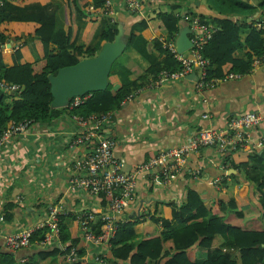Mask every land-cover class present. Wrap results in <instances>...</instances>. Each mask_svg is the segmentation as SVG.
<instances>
[{
	"label": "crops",
	"instance_id": "1",
	"mask_svg": "<svg viewBox=\"0 0 264 264\" xmlns=\"http://www.w3.org/2000/svg\"><path fill=\"white\" fill-rule=\"evenodd\" d=\"M248 1L252 4L257 2ZM64 2L65 0L10 2L9 11L12 14L30 16V19L7 21L0 25V30L7 36L5 42L0 43L5 66L14 64L16 49L20 52L19 63L33 62L38 58L30 36L38 27V18L45 11L54 12L56 23L55 41L51 40L50 47L57 51L58 45H65L67 24L63 16ZM161 2L162 0H141L140 11L132 12L126 7L125 0H111V14L105 9V5L102 8L88 5L87 18L77 20L80 31L76 44L86 41L94 24L89 42L91 45L96 42L104 24V11L117 27L115 39L102 42L100 48L107 56L109 71L115 61L123 57L124 63L119 65L120 71L115 64L113 73L107 79L114 88L121 85L122 72L127 70V78L136 79L148 66L163 58L152 40L158 38L163 46L165 40L175 44L177 35L173 40L162 39L158 28L154 26L157 21L151 22ZM179 5L182 17L186 9H191L198 15H218L207 7L204 0L180 1ZM259 16L260 10L247 20H256ZM141 19L148 24L147 29L142 32L144 39L140 37V32L133 30L137 36L129 44L131 28ZM185 24L188 25L183 19L181 27ZM241 35L243 38L245 32ZM228 67L229 64H226L224 69L227 70ZM154 80L152 76L149 77L146 83L134 91L133 97L113 112L105 128V133L116 140L114 155L125 159L126 170H131L161 149L184 143L200 128H224L231 117L246 111L264 113V62L254 64L247 74L214 81L202 90L196 89L194 76L163 80L160 84H154ZM63 107H53L59 110L57 114L49 120L33 122L28 130L13 135L0 147V264H61L62 257L59 254L43 253L55 246L63 249L69 241L64 244L49 241L46 246L32 243L12 251L5 246L4 236L36 227L47 218L49 208L53 206H59L64 212L63 223L67 226L72 225L84 213L100 214L105 209L98 196L85 189L69 188L73 175L72 165L88 151V147L71 144L78 124L68 110H62ZM249 133L252 143L258 139L264 142V121L251 128ZM256 150L262 151L264 147L250 145L238 151L226 152H221L216 146L203 147L187 156L175 177L168 182L158 172L138 178L135 198L123 210L125 220H134L148 214L153 210L155 202L180 204L185 200L188 189L196 190L207 206H211L216 198L224 201L233 199L237 209L245 217H260L263 207L257 183L247 180L236 167L246 162L248 156ZM7 202L15 205L10 221L1 219ZM230 222L243 226V219L239 217ZM150 225L149 221L135 225V241L147 234ZM160 231L159 225L158 232ZM79 236V246L84 250L85 261H91L97 253L110 256L107 244L90 243L81 234ZM223 242V237L216 235L212 246L217 247ZM191 248L196 251L199 259L206 257L208 250L198 243ZM164 249L174 251L171 240L164 242ZM148 264H164V260Z\"/></svg>",
	"mask_w": 264,
	"mask_h": 264
},
{
	"label": "trees",
	"instance_id": "2",
	"mask_svg": "<svg viewBox=\"0 0 264 264\" xmlns=\"http://www.w3.org/2000/svg\"><path fill=\"white\" fill-rule=\"evenodd\" d=\"M11 1L2 0L0 5V25L7 21H27L30 16H16L9 11ZM166 3H162L165 2ZM162 0L158 11L155 12L152 23L158 28L162 39L173 40L177 35L183 17L179 12V2L186 0ZM207 7L215 11L216 16H204L195 14L191 9H186L185 15L192 17L198 15L203 22L211 23L216 27L212 37L202 46L201 55L209 60L206 79L223 78L227 73L240 75L249 73L254 61L264 54V37L262 31L254 27L255 20H247L255 12H264V0H257L256 4L248 0H204ZM102 8L104 0H65L63 16L67 24L64 38L65 45H58L55 51L50 47L51 40L55 41L56 23L54 12H43L38 18V27L31 34L38 58L33 62L19 63L20 52L14 51V64L5 66L2 61L0 49V80L16 83L22 86L18 94H8L0 89V132L9 121L19 122L30 119L33 122L49 120L59 110L51 106L52 93L50 90V75L68 65L77 63L81 58L94 57L101 48L102 42H111L118 33L117 27L111 21L110 16L103 14L104 24L98 33L96 42H89L93 25L84 43L76 44L80 27L79 19L87 18V6ZM106 9V8H105ZM45 10V7H44ZM148 27L147 21L141 19L133 24L129 33L128 42L131 44L136 34L133 30L142 32ZM242 32L245 36L242 38ZM7 36L0 30V43H4ZM154 46L163 58L145 69V72L136 79L127 78V70L121 73V85L114 88L108 82L103 89L87 93L85 101L69 110L70 114L88 117L94 113H102L120 108L121 101L132 94L152 76L156 78L158 73L165 69L176 71L180 69V63L176 60L168 48L164 47L157 39L152 40ZM58 43V42H56ZM61 42H59L60 44ZM229 64L227 70L224 66ZM115 64L110 70L113 73ZM61 110V111H62ZM264 150H256L248 156V160L236 167L243 172L247 180L257 183V190L261 194L263 212L260 217H245L243 212L237 209L233 199L224 201L216 198L211 206L204 204L200 194L194 189H188L185 200L180 204L155 202L154 208L148 214L134 220H123L116 223L114 234L109 238L110 256H103L105 264H148L154 261L164 264H264ZM102 203L105 205L104 200ZM15 205L7 202L3 208L1 219L10 221L12 209ZM87 220L88 227L97 235L101 232L103 221L99 214L91 213ZM147 215V216H146ZM242 218L243 226H236L230 221L233 218ZM65 215H59L60 243L64 248L55 246L43 254H59L61 264H87L84 260L69 261L68 254L72 248L77 255L83 256L84 250L79 246L80 227L75 220L72 225L63 223ZM75 217H73L74 219ZM149 221L151 228L147 234L135 241L137 233L135 225L139 222ZM161 231L158 232V227ZM255 227V228H252ZM47 227L36 228L30 237V243H36L43 239ZM216 235H221L224 242L213 247ZM171 240L174 251L164 249V242ZM198 243L208 250L204 259H199L196 251L191 248ZM103 255V254H100Z\"/></svg>",
	"mask_w": 264,
	"mask_h": 264
},
{
	"label": "built area",
	"instance_id": "3",
	"mask_svg": "<svg viewBox=\"0 0 264 264\" xmlns=\"http://www.w3.org/2000/svg\"><path fill=\"white\" fill-rule=\"evenodd\" d=\"M2 0H0V5ZM106 10L111 14V0H104ZM126 7L132 12H139L141 0H125ZM190 28L189 39L191 46L185 52H177L173 41L165 40L164 47L168 48L176 60L180 63V69L176 71L161 70L154 80V84H160L163 80H175L195 72V87L202 90L210 86L214 81L223 78L235 77L237 73H227L223 78L206 79L209 60L204 58L200 50L212 37L216 27L211 23L201 20L198 15L188 17L184 15ZM254 27L262 31L264 37V12L254 22ZM264 62V54L254 61V64ZM0 89L8 94H18L22 86L16 83L0 80ZM75 96L65 105L69 110L82 104L87 98ZM133 97V94L125 97L121 103L124 105ZM109 110L102 113H94L88 117L71 114L72 119L78 124V129L71 140L73 146H87L88 151L73 163V175L70 179L69 188L85 189L91 194L104 200V211L99 214L103 226L99 234H95L87 225V220L92 217L91 213H84L77 219L82 238L90 243H105L114 234L116 223L125 220L123 210L134 200L137 189V179L147 174L158 172L165 182L172 180L187 156L203 147L216 146L221 152L238 151L246 147H264V142L258 139L251 142L249 130L264 121V113L246 111L229 119L224 128H200L191 138L182 144L164 148L147 160L126 170L125 159L114 155L116 140L105 133L107 123L111 120L113 112ZM33 123L30 119L19 122L9 121L0 132V147L3 146L13 135L23 133ZM156 170V171H155ZM196 176V175H195ZM64 212L59 206L49 208L47 218L34 228H26L19 232L9 233L4 236L5 246L12 251H17L30 245V237L33 231L39 227H47L42 240L38 242L45 245L49 241L59 242V215ZM69 244V242H67ZM104 255L94 254L87 264H105ZM69 261L84 260L78 256L72 248L68 254ZM85 261V260H84Z\"/></svg>",
	"mask_w": 264,
	"mask_h": 264
},
{
	"label": "water",
	"instance_id": "4",
	"mask_svg": "<svg viewBox=\"0 0 264 264\" xmlns=\"http://www.w3.org/2000/svg\"><path fill=\"white\" fill-rule=\"evenodd\" d=\"M190 31L187 24L179 29L175 38L177 52H185L191 46L188 36ZM107 64V56L103 50H100L94 57L64 66L55 75H50L51 106L65 107L68 101L75 96H83L91 91L105 88L110 72ZM188 76L196 77V74L191 72Z\"/></svg>",
	"mask_w": 264,
	"mask_h": 264
},
{
	"label": "rangeland",
	"instance_id": "5",
	"mask_svg": "<svg viewBox=\"0 0 264 264\" xmlns=\"http://www.w3.org/2000/svg\"><path fill=\"white\" fill-rule=\"evenodd\" d=\"M121 63H124V62H123V57H122V56L119 57V59H117V60L115 61V64H117L118 68L120 67L119 65H120ZM119 71H120V68H119ZM120 73H121V72H120Z\"/></svg>",
	"mask_w": 264,
	"mask_h": 264
}]
</instances>
